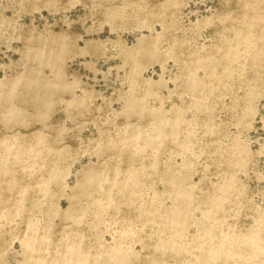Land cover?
Masks as SVG:
<instances>
[{
    "label": "rangeland",
    "instance_id": "obj_1",
    "mask_svg": "<svg viewBox=\"0 0 264 264\" xmlns=\"http://www.w3.org/2000/svg\"><path fill=\"white\" fill-rule=\"evenodd\" d=\"M0 264H264V0H0Z\"/></svg>",
    "mask_w": 264,
    "mask_h": 264
},
{
    "label": "bare ground",
    "instance_id": "obj_2",
    "mask_svg": "<svg viewBox=\"0 0 264 264\" xmlns=\"http://www.w3.org/2000/svg\"><path fill=\"white\" fill-rule=\"evenodd\" d=\"M14 117V115H12Z\"/></svg>",
    "mask_w": 264,
    "mask_h": 264
}]
</instances>
